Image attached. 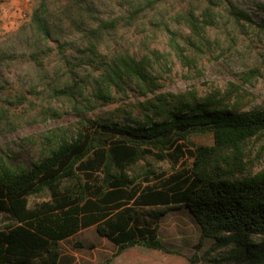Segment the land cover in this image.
<instances>
[{
    "label": "trees",
    "instance_id": "trees-1",
    "mask_svg": "<svg viewBox=\"0 0 264 264\" xmlns=\"http://www.w3.org/2000/svg\"><path fill=\"white\" fill-rule=\"evenodd\" d=\"M222 10L236 25L253 24L225 0H207L186 9L183 18L201 37L224 16ZM29 26L25 42L34 62L40 63L41 46L58 42L67 27L81 35L87 59L96 63L91 81L71 73L64 80L58 92L69 101L90 96L106 106L127 89L145 99L134 105L135 116L121 108L120 118L78 117L72 130L47 138L26 164L0 150V264H58L59 243L90 227L116 255L135 246L170 253L157 237L158 225L180 208L199 227V243L213 242L206 252L216 254L211 264H264V169L247 173L248 146L260 139L258 156H264V107L241 113L214 95L151 98L158 86L151 75V50L140 57L127 51L101 55L99 40L114 24L95 19L91 6L72 3L56 14L39 0ZM257 27L264 30V22ZM173 48L178 50L174 42ZM12 60V53L0 54V64ZM207 135L211 145L190 140ZM180 144L191 149L189 165L167 177L156 175L151 158L169 161L175 169L183 156ZM32 197L47 200L31 203Z\"/></svg>",
    "mask_w": 264,
    "mask_h": 264
},
{
    "label": "rangeland",
    "instance_id": "rangeland-1",
    "mask_svg": "<svg viewBox=\"0 0 264 264\" xmlns=\"http://www.w3.org/2000/svg\"><path fill=\"white\" fill-rule=\"evenodd\" d=\"M44 1L56 14L72 7V3L91 6L95 19L112 22L114 26L99 40L101 55L110 57L127 51L140 57L151 50V75L158 85L151 98L170 94L194 100L214 95L241 113L264 107V30L257 27L264 22V0H225L242 10L253 24L236 25L222 10L224 16L201 37L192 34L183 14L186 9L204 6L207 0ZM38 3L0 0V54H13L12 61L0 64V150L24 164L36 159L47 138L72 130L78 117L120 118L117 109L121 108L135 116L134 105L145 99L127 89L116 95L114 103L103 106L90 96L71 102L59 93L70 73L77 80L91 81L97 65L87 59L81 35L67 27L61 30L58 42L41 46L40 63L34 62L25 40L31 34L30 15ZM89 90L88 84L84 96ZM190 140L195 145L213 142L210 135ZM262 143L259 139L248 146V174L264 169V156H258ZM180 145L183 156L175 169L169 161L154 162L151 158L156 175L167 177L189 165L191 149ZM30 200L40 203L47 199ZM157 237L170 253L135 246L116 255L115 247L90 227L59 243L58 264H191L193 258L198 264H211L212 256H216L206 255L213 242L199 243V227L185 208L160 220Z\"/></svg>",
    "mask_w": 264,
    "mask_h": 264
}]
</instances>
